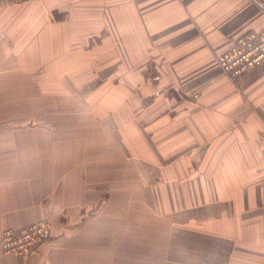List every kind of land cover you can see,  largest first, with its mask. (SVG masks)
I'll use <instances>...</instances> for the list:
<instances>
[{"label":"crops","instance_id":"obj_1","mask_svg":"<svg viewBox=\"0 0 264 264\" xmlns=\"http://www.w3.org/2000/svg\"><path fill=\"white\" fill-rule=\"evenodd\" d=\"M37 2L53 3V16L0 0V243L5 229L43 218L52 236L21 258L0 247V264H77L68 247L86 243L87 227L57 203L68 174L61 165L75 164L78 148L106 163L117 153L112 140L125 162L154 166L165 181L157 188L172 202L166 226L156 221L167 229L161 261L264 264V65L233 82L217 61L264 28V0H116L110 13L113 0ZM99 76L116 90L93 96ZM175 224L180 236L167 228Z\"/></svg>","mask_w":264,"mask_h":264},{"label":"rangeland","instance_id":"obj_2","mask_svg":"<svg viewBox=\"0 0 264 264\" xmlns=\"http://www.w3.org/2000/svg\"><path fill=\"white\" fill-rule=\"evenodd\" d=\"M66 1L68 0H61V2ZM115 1L113 0L114 4L108 5V13L116 7ZM52 4H39L37 0H24V13L35 14L42 10L53 16ZM83 6V4H77L75 8L83 10ZM14 7L11 10L12 12L17 11ZM68 9V3L61 4V12L68 11ZM60 17L61 21H63V14L55 17V19L58 20ZM9 20L12 23L11 26L18 27L20 25L19 22L22 21V17L16 19L14 16ZM107 24L108 28L112 29L113 33H116L115 17L112 18V15H109ZM8 25L10 23L7 22L6 26ZM114 36L116 39V34ZM67 56L69 55L67 54ZM125 69L128 73L124 74V69H121L119 74H124L128 77L132 69ZM116 76L111 77L115 78ZM104 82H102L100 76L93 82V87H97L94 90L93 96H99L95 92H99L101 87H104L103 90L106 91L107 85L108 87H112L113 91L116 90V87L110 85L108 80L106 83ZM87 86L85 81L78 83L76 87L78 97L85 93ZM110 92L109 90V100H111L112 104L113 102L116 103L111 96L115 94H110ZM98 102L100 103V101H97V104ZM71 103L69 100H62V109H68ZM76 103V108H79V104H81V109H84L81 100L78 99ZM145 103L147 104L148 102L144 101L142 105L145 106ZM71 106L74 107L73 104ZM67 119L68 117H63L62 122ZM81 121L83 123L86 122L84 115H82ZM87 122L92 124L91 120ZM109 146H115L114 150L117 153L109 149L114 157L107 158L106 163L93 164L99 158L93 157V153H90L92 155L85 153L86 148L82 150L78 148V153L76 154L77 162L75 164L61 165L62 170L65 168V170H68V174L66 183L62 185L64 194L57 197V203L61 204L59 206L62 207L61 212L74 214L75 220L80 221V223L87 227L85 229L87 236L86 243L84 245L75 244L73 247L70 245L68 247L69 250L76 255H71L68 261L71 263L76 261L77 264H167V259L161 261L159 258L161 253L159 251L163 250V245H160L159 242L161 241L160 236H164L167 232V229L163 228L165 224L160 218L165 213L164 209L170 208L165 207V204L170 205L172 200L171 198L166 199L164 194L159 193L160 188L164 189L165 181L162 178V174L157 177L159 169L153 166L156 172H152L153 169H150L148 164H138L135 160L127 162V159L125 162V158L122 156L125 155V151L122 149L120 140L110 141ZM90 160L93 162H90ZM120 163L124 164L123 169ZM120 172H123L124 175L118 176ZM155 176L157 178H154ZM122 177L123 179H120ZM151 185L153 187L152 191L149 189ZM174 199L175 197H173ZM99 207L105 208L101 214L98 213ZM173 207H178L177 203L174 202ZM66 213L65 216L67 217ZM42 220L48 224L51 238V220L43 218L36 222ZM138 221L141 222L140 225ZM156 221L163 226L157 224ZM167 228L171 233L174 232L176 236H180L178 232L180 227L178 225L167 226Z\"/></svg>","mask_w":264,"mask_h":264},{"label":"built area","instance_id":"obj_3","mask_svg":"<svg viewBox=\"0 0 264 264\" xmlns=\"http://www.w3.org/2000/svg\"><path fill=\"white\" fill-rule=\"evenodd\" d=\"M217 60L222 74L233 82L262 67L264 65V28L240 37L223 50ZM49 232L48 224L43 220L18 229H5L0 243L3 256H26L50 238Z\"/></svg>","mask_w":264,"mask_h":264}]
</instances>
